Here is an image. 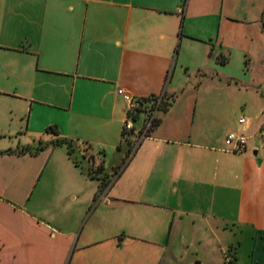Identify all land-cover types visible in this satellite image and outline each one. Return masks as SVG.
<instances>
[{"label": "crops", "instance_id": "0c3cea01", "mask_svg": "<svg viewBox=\"0 0 264 264\" xmlns=\"http://www.w3.org/2000/svg\"><path fill=\"white\" fill-rule=\"evenodd\" d=\"M259 44L264 0H0V264H125L122 246L136 240L149 247L145 261L181 264L172 230L189 223L216 246V232L243 228L254 242L230 264H264V111L241 124L222 101L215 109V91L233 83L264 108V51L260 72L245 61ZM119 89L173 100L146 138L123 132ZM51 126L74 157L101 167L105 188L65 145L26 151L54 139ZM234 131L249 137L242 153L226 144ZM43 155L66 172L45 173ZM125 221L152 236L129 242Z\"/></svg>", "mask_w": 264, "mask_h": 264}, {"label": "rangeland", "instance_id": "374dc122", "mask_svg": "<svg viewBox=\"0 0 264 264\" xmlns=\"http://www.w3.org/2000/svg\"><path fill=\"white\" fill-rule=\"evenodd\" d=\"M264 44H259V51L254 52V55L252 58H246L245 61L248 60L249 64L252 66V71L253 73L260 72L256 66L260 63V58L264 48ZM220 55V54H218ZM227 56H230L229 53L226 52ZM222 56L219 57V60L221 61L222 64ZM236 71V70H234ZM216 76V75H215ZM218 79H215V81ZM205 89V88H204ZM262 89H264V86H262ZM205 90L202 89L200 92V96L202 97L205 95ZM221 95L222 100H218L216 97ZM207 97L203 96V99ZM258 97L255 95V90H250V91H242V88L240 86H237L233 83L232 86L226 87L225 89H222L221 91L216 90L215 91V109L218 108L217 103L219 101H222L224 105L222 104V109L224 110H229L230 118L231 119H239L240 117H250L251 115H255L259 111H264V108L261 106V101L257 99ZM209 103V102H207ZM219 109V108H218ZM159 111H162V108L159 109ZM218 132V130H217ZM260 133V132H259ZM220 135V134H219ZM47 136L43 138L41 142L37 143V146L34 147L32 150L27 149L26 151L36 155L37 153H40L39 147L41 144L45 145L46 147L43 149L47 150L48 149H53V148H63L62 150H65L64 147L61 146H54L53 144H50L52 141L51 138H46ZM2 136H0V142L2 140ZM7 139V137H6ZM260 141V146L262 150H264V138L263 137H258ZM133 147V146H132ZM67 148V147H65ZM59 150V149H58ZM61 150V149H60ZM46 151V152H47ZM46 155H43V157H38V160L46 159L45 163V169L44 172H66L65 170L62 169L61 163H55L53 160V157L48 161V158H45ZM50 157V156H48ZM48 161V165L46 166V163ZM56 166V167H53ZM53 167V168H52ZM96 166L92 164V168H95ZM125 219H127L128 212H125ZM130 215V214H129ZM192 217L191 214L189 213H177V214H172V216L178 218L180 216H183L184 218H187V216ZM136 216V215H133ZM189 226L191 228H187L185 230L179 229V228H174L172 230V242L175 240V245L173 244L172 246H169L171 249L173 248L174 254L177 255H184L183 256V262L181 264H197L201 259L204 260L203 264H215V253L219 254L221 257L222 263L223 264H230L229 260L231 257H233L234 252L238 253V255L241 256V258L244 260L245 256L248 254L247 252V247L254 242L253 239H251L250 232H246L243 228H240L237 225L234 224H229V228L221 230L217 233V236L220 237L222 240V244L219 246L215 245V241L212 240V234L210 233L209 230L207 229H202L200 226L197 224H192L189 223ZM83 227V223L79 226L77 230V234L81 232V229ZM125 234L126 236H129V242L130 240L133 241L132 238L135 239H149L150 236H152L150 230L144 228L140 229H134L133 224H128L127 221H125ZM199 227V228H197ZM94 229V228H93ZM95 233V229L93 230ZM158 238V235H153ZM216 236V234H215ZM132 237V238H131ZM127 238V237H126ZM183 239V245L180 244V241ZM199 239H203L205 243H213V245H203L202 243L200 244ZM135 242V241H134ZM123 252L125 255H129V260L125 261V264H152V261L144 260L146 255L150 252H148L149 247L142 241L136 240L135 243L130 244L126 242L123 246ZM139 255V257H136ZM145 255V256H144ZM144 258V259H143ZM63 264H70V259L69 256L66 258V260L63 262Z\"/></svg>", "mask_w": 264, "mask_h": 264}, {"label": "built area", "instance_id": "2783aa9c", "mask_svg": "<svg viewBox=\"0 0 264 264\" xmlns=\"http://www.w3.org/2000/svg\"><path fill=\"white\" fill-rule=\"evenodd\" d=\"M117 93L123 97L127 105V116L123 124V132L126 134L136 131L140 140L146 138L155 126L156 114L159 109L160 101L158 100L154 107L146 114L142 126L139 129H136L134 126V117H136L137 110L143 107L144 99L136 98L123 89H119ZM239 122L244 124L246 119L240 118ZM259 132L260 136L264 138V125L260 128ZM248 142L249 137L243 132H230L226 137V144L230 147V151L233 153L244 152L247 148Z\"/></svg>", "mask_w": 264, "mask_h": 264}, {"label": "trees", "instance_id": "16d2710c", "mask_svg": "<svg viewBox=\"0 0 264 264\" xmlns=\"http://www.w3.org/2000/svg\"><path fill=\"white\" fill-rule=\"evenodd\" d=\"M225 62L226 60H222V63H225ZM158 100L160 101L159 109L162 107L164 109L168 108V106L171 105L173 101V100H168V99L164 100V97L163 98L151 97L147 100L144 99L143 107L137 110V113L135 116H139L140 113H146V112L148 113L149 110L154 107L155 103L158 102ZM146 103L147 104L149 103V105H146ZM134 120H136V117H134ZM156 121H155V124H156ZM45 133L50 134L54 137V139H52L50 144H53L54 146L65 145L68 148V155L70 159L73 161V163L76 166L81 167L82 171L88 176H90L92 179H98L96 175L101 173V167H98V169H93L92 165L90 166L87 163V162L92 161V157L87 158L86 156H84V159L86 158L88 160L87 162L83 158L82 160H78L76 157H74V154H73V151L75 150L74 142L72 140H68L67 138L62 137L56 127H53V126L49 127L45 131ZM45 147H46L45 145L41 144L39 147V151H42ZM98 180L101 181V185H102L101 188H105L107 186V182L104 180V178H100Z\"/></svg>", "mask_w": 264, "mask_h": 264}]
</instances>
